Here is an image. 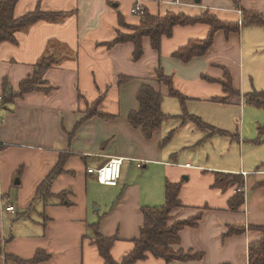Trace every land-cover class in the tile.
Segmentation results:
<instances>
[{
    "label": "crops",
    "instance_id": "obj_1",
    "mask_svg": "<svg viewBox=\"0 0 264 264\" xmlns=\"http://www.w3.org/2000/svg\"><path fill=\"white\" fill-rule=\"evenodd\" d=\"M135 1H17L15 19L36 9L58 19L38 21L15 33L14 42L0 43V95L3 85L17 94L43 56L58 63L40 77L38 86L46 90L0 104V264H31L37 251L48 260L35 264H104L88 230L96 223L103 237L116 239L110 255L120 263L139 238L141 209L163 205L167 183L180 186L181 203L168 224L200 216L196 227L179 231L175 250L203 257L169 263L149 257L135 264H248L249 244L261 239L249 227L264 226V109L246 104L245 96L264 93V25L244 23L243 14L264 21V0H141L151 16L206 13L238 24L229 33L216 31L209 50L186 63L172 54L189 41L206 39L208 25L175 27L159 51L144 37L138 61L132 43L107 47L118 33H133L120 26L119 17L129 28L139 26L140 16L131 13ZM158 69L171 78L183 106L158 83ZM227 77L236 95L224 91ZM119 78L126 81L118 84ZM143 84L162 95L161 111L170 117L149 140L127 122L129 112L138 109L136 94ZM99 97L98 111L112 118L95 116L75 129ZM190 116L224 134L196 127ZM61 154L63 173L50 193H65L71 205L52 198L44 206L34 201L36 190ZM110 158L123 160L120 178L116 186L100 185L86 169ZM216 174L243 177L238 210L229 206L234 188L213 187ZM7 205L16 214L5 212ZM228 227L245 233L225 236Z\"/></svg>",
    "mask_w": 264,
    "mask_h": 264
},
{
    "label": "trees",
    "instance_id": "obj_2",
    "mask_svg": "<svg viewBox=\"0 0 264 264\" xmlns=\"http://www.w3.org/2000/svg\"><path fill=\"white\" fill-rule=\"evenodd\" d=\"M18 0H0V43L14 42V34L22 32L32 26L38 21H55L58 19L54 13H44L38 9L31 13H27L21 18L15 19L13 17V10ZM144 10V9H143ZM61 15V14H60ZM243 22L249 24L264 25V21L259 18L257 14L245 13L243 14ZM120 26L131 30L132 34L118 33L116 38L110 42L107 47H112L122 43H132L134 45L133 60L138 61L142 57L141 41L144 37L150 39L151 46L154 50L159 51L161 40L163 37H170L173 29L177 26H192L196 24H204L210 27L209 34L206 39L201 41H189L187 45L174 52L172 56L179 59L183 63L189 62L195 57L203 56L213 43V35L218 30H223L226 33L238 29V24H228L220 22L216 17L209 14H202L198 17H188L183 14L167 13L164 16H151L145 10L140 16V24L137 27L129 28L124 25L119 17ZM58 60L50 55L43 56L37 64L36 71L31 78L23 80L19 84L17 94L7 92V86L3 85V97L1 96L0 104L12 103L16 98L22 97L24 94L30 93L34 90H46L38 86L41 75L56 65ZM156 78L158 83L164 84L168 87L169 96L177 99L183 106L185 99L174 91L172 87V80L166 76L161 69L156 71ZM126 81L125 78H119L118 84ZM223 89L230 95L235 94L231 87L229 78L222 83ZM49 90V89H48ZM238 95V94H237ZM102 97H99L86 111L84 118L80 120L75 129L86 120L92 117H100L102 119H111L112 116L102 114L98 111V106L101 104ZM136 102L138 105L137 111H131L127 115V122L134 129H140L142 136L149 140L152 138L162 124L170 117L164 115L161 111L162 95L156 92L150 85L143 84L136 94ZM245 102L256 108L264 109V93L254 92L245 96ZM189 120L193 122L196 127L200 129H208L211 134L221 133L204 124L199 118L190 116ZM264 128L262 129V132ZM171 132L165 139L167 143L172 138ZM66 156L61 154L57 165L47 175V177L40 183L36 190L35 200H42L44 206L47 200L55 198L61 206H70V202L65 200L66 194H58L53 196L50 193V186L56 177L63 173V166ZM101 167V166H100ZM87 173V169H86ZM88 174V173H87ZM94 177L95 175L88 174ZM243 184V177L241 175L233 174H216L213 187L221 189H235L234 196L229 200L230 209L238 210L244 202V197L241 192ZM180 186L167 183L165 186V202L161 206L142 208L143 225L140 228L139 238L134 240L133 249L123 258L120 263H116L110 255V250L115 242V238H105L99 232V224L89 225L93 245L97 248L98 254L103 260L104 264H135L139 261H144L151 257L154 259H161L166 263L172 261L189 262L198 261L202 259V252L184 251L183 249L175 250L176 246L180 245L178 233L184 227H196L200 216L187 220L168 224L170 221V213L173 209L181 207L178 200V192ZM16 214V213H15ZM249 230L258 231L262 237L258 242L250 243L248 246V264H264V226H250ZM245 233L244 228L228 227L225 236L239 235ZM48 260L43 252L37 251L35 256L29 261L31 264L39 263Z\"/></svg>",
    "mask_w": 264,
    "mask_h": 264
},
{
    "label": "built area",
    "instance_id": "obj_3",
    "mask_svg": "<svg viewBox=\"0 0 264 264\" xmlns=\"http://www.w3.org/2000/svg\"><path fill=\"white\" fill-rule=\"evenodd\" d=\"M177 1V0H171ZM141 0H136L131 8V13L134 15L141 16L144 10L141 6ZM1 102V95H0ZM123 160L121 158H110L108 162L98 168H87V173L95 175L97 183L105 186H116L120 178V172ZM4 211L14 215L16 210L12 205H7Z\"/></svg>",
    "mask_w": 264,
    "mask_h": 264
},
{
    "label": "rangeland",
    "instance_id": "obj_4",
    "mask_svg": "<svg viewBox=\"0 0 264 264\" xmlns=\"http://www.w3.org/2000/svg\"><path fill=\"white\" fill-rule=\"evenodd\" d=\"M172 100H174V99H172ZM174 101H176V100H174ZM176 102H177V101H176ZM172 119H173V118H171L170 120L173 121ZM125 164H126V163H125Z\"/></svg>",
    "mask_w": 264,
    "mask_h": 264
}]
</instances>
